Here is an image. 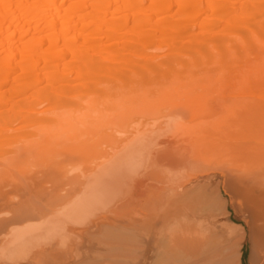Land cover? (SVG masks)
Here are the masks:
<instances>
[{
  "label": "bare ground",
  "instance_id": "6f19581e",
  "mask_svg": "<svg viewBox=\"0 0 264 264\" xmlns=\"http://www.w3.org/2000/svg\"><path fill=\"white\" fill-rule=\"evenodd\" d=\"M234 86L264 95V0H0V264H111L105 246L160 264L179 244L241 264L246 236L264 264V124L240 109L264 120L260 100L232 98L248 134L204 122Z\"/></svg>",
  "mask_w": 264,
  "mask_h": 264
},
{
  "label": "rangeland",
  "instance_id": "374dc122",
  "mask_svg": "<svg viewBox=\"0 0 264 264\" xmlns=\"http://www.w3.org/2000/svg\"><path fill=\"white\" fill-rule=\"evenodd\" d=\"M236 86H234V88H235ZM228 88V89H227ZM239 87H236L235 89H233V87H232V89L233 90H231V88H229V87H225V92L227 91V90H230V92L228 93V91H227V94L225 93H223L224 94V97L226 98L225 99V102L223 103V105H222V109H219V108H221V106L219 105V108L217 109V111L216 112H218L217 114L219 115V113L221 114V115H219V116H222V117H219V116H217V118L215 117V119H214V116H213V119L212 118H209V119H207L209 122H211V123H209V122H207V120H206V118H205V120L204 119H202V120H204V122L205 123H208L207 125L208 126H206V127H210V126H212V124H214V126H212V127H214V131H215V133H216V130H217V133L218 134H221V136H227V137H234V134H235V136H237L238 134H242V132H244V133H247L246 131H244V129H246L249 133L250 132H252V131H254L253 129H254V126H253V129H248V127H247V125L246 124H244V126H243V124L242 123H240V122H237V121H234V118L236 119V115H241L240 113H236V111H234L235 109L236 110H239V112H240V109L242 110V112H243V116H245L246 117V115H248L249 116V119L252 117V122H250L251 124L249 125V126H252L253 124H257V125H255L256 127H262L261 125H263L264 124V120H263V118H262V116L259 118L258 117V114L257 113H248V108L246 109V105L243 107V108H240V105L239 106H237L238 104H239V102L237 101L235 104H233L235 101H234V99H232L233 97H239V98H241V97H245V99H246V101L248 100H250L249 98L251 97H256V98H258V99H255V100H260V101H258V104H260V106H262L261 108H262V112L264 113V103H262L264 100H262V99H264V95L262 96L261 94H264V93H261L260 95L261 96H258V94L256 93V94H252V93H247V92H244V94L242 93V92H240L239 90L240 89H238ZM239 91L238 93L237 92H235V91ZM231 91H233V92H231ZM250 91V90H249ZM252 91H253V89H252ZM257 92V91H256ZM236 93V95L238 94V96H236V95H234ZM240 93H242V95L240 94ZM245 93H247V96L249 97L248 99H247V96H246V94ZM259 93V92H258ZM252 94V95H251ZM229 96H232V97H229ZM258 96V97H257ZM243 97V98H244ZM254 97V98H255ZM262 97V98H261ZM228 98H230L231 100H229ZM253 98V99H254ZM245 99H243V101L245 100ZM253 99H251V100H253ZM232 100H233V103H231L232 102ZM241 100H242V98H241ZM223 101V100H222ZM230 103H229V102ZM239 101H240V99H239ZM243 101H241V102H243ZM248 101H247V103H248ZM245 102V101H244ZM241 103L242 104V106H243V104H247L246 102L245 103ZM250 102V101H249ZM238 103V104H237ZM254 104V100L252 101V102H250V104L249 105H251V104ZM220 104H222V103H220ZM237 104V105H236ZM255 104L257 105V103L255 102ZM254 104V105H255ZM226 105V106H225ZM248 105V104H247ZM228 106V107H227ZM234 106V107H233ZM241 106V107H242ZM260 106H258V108L260 107ZM223 107H225V109L223 108ZM231 107H233V108H231ZM248 107V106H247ZM255 107V106H254ZM227 108H229L228 110H227ZM238 108H240V109H238ZM232 109H234V110H232ZM254 109V108H253ZM225 110H226V112H225ZM252 110V109H251ZM258 110V109H257ZM233 111V112H232ZM246 111V112H245ZM250 111V110H249ZM253 111V110H252ZM228 112H230V114L228 113ZM232 112V113H231ZM224 115H223V114ZM236 113V114H235ZM213 114H216V113H213ZM232 114V115H231ZM262 114V113H261ZM212 116V115H211ZM210 116V117H211ZM229 116H231L230 117V120H231V118H233L232 119V124L230 123V121H229ZM232 116H234V117H232ZM243 116H241V117H243ZM259 116H260V114H259ZM219 117V118H218ZM225 117V118H224ZM216 119H218V120H216ZM238 119H240V118H238ZM242 119V118H241ZM244 119V118H243ZM245 119H247V118H245ZM254 119L255 120H257V123H255V121H254ZM201 120V121H202ZM215 120L216 121H218V122H215ZM224 120V121H223ZM161 121V120H160ZM231 125V126H229V124L227 123V122ZM240 121V120H239ZM242 121H244V120H242ZM213 122V123H212ZM215 122V123H214ZM222 122H224V123H227V126L224 124V123H222ZM245 122H247V120L246 121H244V123ZM254 122V123H253ZM220 123H222V124H220ZM261 123V124H260ZM258 124H260V125H258ZM223 126V128H222V126ZM240 125H242L243 126V128H242V126H240ZM216 126V127H215ZM221 126V128L219 129V127ZM224 126H226V127H224ZM240 126V127H239ZM229 127V128H228ZM236 127H239V128H236ZM263 127H264V125H263ZM262 127V128H263ZM234 129V130H233ZM239 129V130H238ZM256 129V128H255ZM232 131V132H230V131ZM257 130H258V128H257ZM263 131H264V129H262ZM261 130V131H262ZM220 131V132H219ZM226 134H224V133ZM239 132V133H238ZM224 135H223V134ZM243 133V134H244ZM255 133H257L256 131H255ZM259 133V132H258ZM262 133V132H261ZM242 134V135H243ZM248 134V133H247ZM257 136V135H256ZM264 136V135H263ZM263 136H262V138H263ZM261 138V139H262ZM263 140V139H262ZM262 140L261 141H258L257 139H254L253 141H257L258 143H261V145H263L262 144ZM264 143V142H263ZM263 152L261 153V156H259V159H258V161L259 160H261V161H259V164L264 168V150H262ZM57 152V151H56ZM54 152V151H52V155L51 154H49V155H51V156H55V158H57L56 156H58L59 157V159H61L60 157H62V155L61 154H59V152ZM64 152V151H63ZM58 154V155H56V154ZM54 154V155H53ZM48 155V156H49ZM59 155H61V156H59ZM261 157H263V158H261ZM49 159L48 160H51V161H55L56 159H54V157H52V159H54V160H52V159H50L51 157L49 156L48 157ZM213 158V157H212ZM58 159V158H57ZM64 159V158H63ZM62 160V159H61ZM69 159H67L66 160V164H68L69 166L71 165V167L74 165V166H76L79 162L77 161L76 163L74 162V160H70V161H68ZM56 161H58V160H56ZM210 161H212V159L210 160ZM49 163H50V161H48ZM59 162H61L60 160H59ZM62 162H64V161H62ZM61 162V168H63L62 166H65V164H63ZM209 163H211V164H209V166L211 167V165H212V162H209ZM73 164V165H72ZM68 165H66V166H68ZM208 165V164H207ZM207 165H205V166H207ZM65 168V167H64ZM68 169H70L69 167H67ZM26 169V168H25ZM31 169H33V168H31ZM31 169H29V170H31ZM27 171H28V169H26ZM26 170H24V172L26 171ZM31 172V171H30ZM21 173H23V172H21ZM21 173H18L17 175H19V177H20V175H21ZM28 173H29V171H28ZM27 174V172H25V175L22 177L23 179H25V178H28V176L26 175ZM213 174V175H212ZM216 175V176H215ZM27 176V177H26ZM203 176V175H202ZM201 175H197V180H194V179H192L191 178V180H190V182L192 183V184H194L195 182L197 183V182H200V181H203L204 180V178L205 177H207V176H210V177H214V180H213V182H212V184H217V185H220V188H222V181H223V178H222V176L219 174V173H217V172H210L209 173V175H207V176H203L202 177ZM21 180V179H20ZM220 183V184H219ZM144 197L145 196H148V193H147V195H143ZM141 197V199L138 197V200H136L137 198H135L134 199V203H131L130 204V202H129V204L131 205L130 207H132L131 209H133V210H136V209H139L140 207H141V205H142V203H143V201L145 200V198L144 197ZM117 197H119V196H117ZM117 197L115 198L116 199V201L118 200L117 199ZM120 198H121V196H120ZM120 198H119V200H120ZM143 199V200H142ZM131 200H133V199H131ZM131 200H129V201H131ZM141 201L140 203H137V201ZM115 200H114V202H111V203H114V205L112 204V206H111V208H109L110 209V211H108V212H110L111 213V209H112V207H114L115 208V211H114V213L116 212V211H118L120 208H122V207H124V208H122V209H125V208H127L126 206H129V204H128V202H126V204L127 205H125L124 203L125 202H120L119 204H118V201H117V203H116V205L118 204V205H122V207H118V205L115 207V202H116ZM136 201V202H135ZM137 203V204H136ZM136 205L137 207H139V208H137V207H133L134 205ZM111 205V204H110ZM133 205V206H132ZM114 208H113V210H114ZM117 208V209H116ZM130 209V212H132V210ZM112 210V211H113ZM128 210V209H127ZM120 211H122V212H125V213H127L128 211H125V210H121L120 209ZM120 211H118V213L120 214L121 212ZM130 212H128L127 214H129ZM109 214V213H108ZM116 214V213H115ZM110 215H113V213L112 214H109V216ZM117 216H118V218H115L114 217V215L112 216V218L114 217L115 219H119L120 220V216H121V214L120 215H118L117 214ZM124 216H126V215H124ZM122 217H123V215H122ZM115 219H112V220H115ZM130 220V219H129ZM225 221H229V222H232V223H235V224H237V225H241V226H243L244 227V229H245V231H246V234L248 235V228H247V225L245 224V222H244V220H243V218L239 215V214H236L235 212H234V210L232 209V208H228V215H227V217H226V219L225 220H221L220 221V223H224ZM167 233V232H166ZM165 232H164V235L166 234ZM168 234V233H167ZM163 235V234H162ZM163 237H165L166 238V236H163ZM248 236H246V238H245V240L243 241V244H242V248H241V251H240V253H241V264H246V261H247V257H248V255H249V251H250V241H249V239L247 238ZM111 238V237H110ZM117 238H119V237H117ZM162 238V237H161ZM164 238V239H165ZM101 239H104V238H101ZM108 239V238H107ZM113 239V238H112ZM111 239V240H112ZM124 239V238H123ZM127 239V238H126ZM126 239H124L125 241H126ZM163 239V240H164ZM109 240V239H108ZM110 240V242L112 243V244H110V242H108V243H106V240L104 239V241L103 240H101L102 241V245L103 246H105V243H106V245L107 246H109V245H111V249H113L116 245H115V243H117V244H124L123 243V241L124 240H121L122 241V243H121V241H119L120 240V238L117 240L116 239V237H115V239H113V240H117V241H119V243L118 242H114V244H113V241H111ZM129 241V240H128ZM131 242V241H130ZM126 242V246H125V248L128 246V248L129 247H134V245H135V243H134V245H132L131 246V244L133 243V242ZM160 242H161V244H163L164 242H165V240H164V242L163 241H161L160 240ZM163 242V243H162ZM175 242H177V241H174L173 242V244H175L176 245V243ZM179 242V241H178ZM104 243V244H103ZM179 243H181V242H179ZM129 244V245H128ZM182 244V243H181ZM115 245V246H114ZM121 245H117V247H118V249L120 248V246ZM164 245H167V243H165ZM163 245V246H164ZM177 246H178V248H177ZM176 246V250L174 251V252H172V253H169V255H167V256H165L164 254H160V255H158L157 256V258H156V261H157V263H160V264H219V263H221V264H227V263H229V264H233L234 262H235V257L234 256H231V257H229L230 255H227L226 253V255L224 254V256H223V258H220V259H218L217 261H213V259H212V256H213V253H210V252H204V251H202L201 253H199V255L198 256H193V257H187V260L186 261H184L183 263H182V260H185L186 259V257H185V259H184V255H183V249H181V245L179 244V245H177ZM179 246H181V247H179ZM117 247H115V248H117ZM124 247V246H123ZM122 246H121V251L120 250H118V249H116V250H118V252L121 254V255H123L122 256V258L118 255V252L117 251H115L114 250V252H112V250H110V249H108V248H106V246H105V248H104V251H105V249H107L106 251H108V252H106V253H104V251L102 252V258H104L105 257V259H107V260H109V258L110 259H112L113 261H111V260H109V262L112 264V262H114L113 264H124V259L123 258H125L126 256H128V253H125V254H127L126 256H125V254L123 253L122 254V252L123 251H125V249L123 248ZM164 247H166V246H164ZM172 247H175V246H173L172 245ZM122 248L124 249V250H122ZM127 248V249H128ZM177 249L178 250H182L181 252L180 251H177ZM171 250V249H170ZM172 250H173V248H172ZM191 252V251H190ZM249 252V253H248ZM107 253H109L110 254V256H109V254L107 255ZM116 254V258H114V255ZM206 254V255H205ZM212 254V255H211ZM205 255V256H204ZM211 255V257H209ZM107 257V258H106ZM129 257V256H128ZM224 257H226V258H224ZM228 257V258H227ZM119 258V259H118ZM183 258V259H182ZM232 258H234V259H232ZM105 259H104V262H105ZM188 259H192V260H188ZM204 259V260H203ZM227 259H229V261L227 260ZM103 260V259H102ZM106 260V262H108ZM115 261H116V263H115ZM120 261H121V263H120Z\"/></svg>",
  "mask_w": 264,
  "mask_h": 264
}]
</instances>
